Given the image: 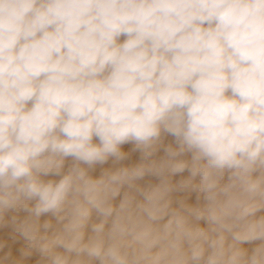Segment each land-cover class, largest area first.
<instances>
[{"label":"clouds","instance_id":"clouds-1","mask_svg":"<svg viewBox=\"0 0 264 264\" xmlns=\"http://www.w3.org/2000/svg\"><path fill=\"white\" fill-rule=\"evenodd\" d=\"M262 211L264 0H0V264H264Z\"/></svg>","mask_w":264,"mask_h":264},{"label":"rangeland","instance_id":"rangeland-1","mask_svg":"<svg viewBox=\"0 0 264 264\" xmlns=\"http://www.w3.org/2000/svg\"><path fill=\"white\" fill-rule=\"evenodd\" d=\"M124 37H121V42L123 41ZM172 138V140H174L173 137L171 136H167L165 137V141L164 143L165 144H169L170 141H166V138ZM133 148V145L132 144H126V145H123L122 146V150L125 151V152H131V149ZM161 151H163L161 149ZM158 152L157 153V156H163L162 152ZM139 156H140V153L139 152H132L131 153V157H130V160L129 161H125L124 163H134V162H138L139 161ZM71 162V158H68V160L66 161V167L68 164H70ZM103 167H111V162H109V164L107 165H104ZM100 171H101V167L100 166H97L96 170L92 173V175L94 176H98L100 174ZM188 175L187 171H185L184 173H181V174H177L176 176L173 177V181H178L179 179H181V177H186ZM141 185H147L148 183H152V184H155V183H158V178L156 177H152V176H146L142 181L139 182ZM175 196L177 197H183L185 195H187L186 193H175L174 194ZM196 196L197 194L195 192L191 193L190 195H188V199H187V202L189 204H193L195 205L197 203V199H196ZM260 214H264V211H262L261 213H258V215ZM23 217V216H21ZM48 217L45 216V217H42L41 219L44 220V219H47ZM201 226H204V222L201 221ZM2 239L8 241V244L9 246L11 247L12 251H13V254L14 255H19V249L23 247L24 245V241L23 239L19 236L18 233H15L14 230H13V227L11 225H7L5 226V228L3 229V233L1 235ZM250 244H245L244 247H247V248H250ZM8 248L6 247L5 248V251H7ZM40 259L39 257V254H33L32 257H29L26 261V264H36V262Z\"/></svg>","mask_w":264,"mask_h":264},{"label":"bare ground","instance_id":"bare-ground-1","mask_svg":"<svg viewBox=\"0 0 264 264\" xmlns=\"http://www.w3.org/2000/svg\"><path fill=\"white\" fill-rule=\"evenodd\" d=\"M166 141H170V143H173L174 144V140H172V138H166ZM162 152V154H164L163 153V151H161ZM19 215L20 216H24V215H26V213H23V212H21V213H19ZM10 225V224H9ZM5 227H3V228H0V237H1V235H2V233H3V229H4ZM253 245H251L250 246V248L252 247Z\"/></svg>","mask_w":264,"mask_h":264}]
</instances>
